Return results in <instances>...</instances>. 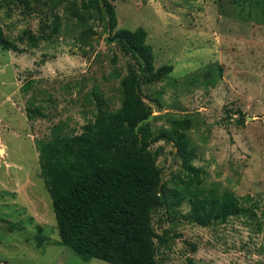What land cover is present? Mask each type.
Segmentation results:
<instances>
[{
	"label": "rangeland",
	"instance_id": "374dc122",
	"mask_svg": "<svg viewBox=\"0 0 264 264\" xmlns=\"http://www.w3.org/2000/svg\"><path fill=\"white\" fill-rule=\"evenodd\" d=\"M79 4L83 0H74ZM116 29L147 34L154 68L172 66L162 81L141 87L156 135L173 120L186 131L201 170L189 185L172 143L151 148L163 182L182 179L178 207L150 214L157 264H264V0H107ZM38 9V8H37ZM58 34L32 48L44 15L22 6L0 7V27L22 52L0 51V264H108L87 262L60 246L51 200L39 167V141L78 135L94 122L96 91L111 112L121 104L120 79L134 63L105 41L101 24H80L57 12ZM91 39L81 34L87 27ZM38 108L43 116L29 113ZM30 115V116H29ZM230 199L240 213L201 227L189 200ZM42 246L36 245L38 238Z\"/></svg>",
	"mask_w": 264,
	"mask_h": 264
},
{
	"label": "trees",
	"instance_id": "16d2710c",
	"mask_svg": "<svg viewBox=\"0 0 264 264\" xmlns=\"http://www.w3.org/2000/svg\"><path fill=\"white\" fill-rule=\"evenodd\" d=\"M22 6L44 15L37 35L24 31L17 41H27L36 48L40 41L50 42L60 30L57 12L87 24H101L106 43L116 44L134 63L120 79V107L111 112L98 92L91 98L97 113L92 124L78 135L60 134L39 141V167L49 194L58 230V243L82 261L97 259L108 264H157L154 239L164 244L150 226V214L159 207H178L185 198L178 191L183 180L173 181V188L163 182L152 146L160 141L172 143L181 162V171L189 185L201 184V170L193 165L195 154L186 131L189 120H173L171 130L154 134L151 110L146 106L141 87L165 79L172 66L154 68L152 50L146 44L144 29H116L117 22L107 0H0V7ZM38 8V9H37ZM96 33L87 27L81 36L91 39ZM0 51L22 52L0 27ZM29 113L43 116L38 108ZM30 116V115H29ZM192 222L206 227L212 222L225 223L240 208L230 199L189 200ZM36 245L43 240L37 237Z\"/></svg>",
	"mask_w": 264,
	"mask_h": 264
}]
</instances>
